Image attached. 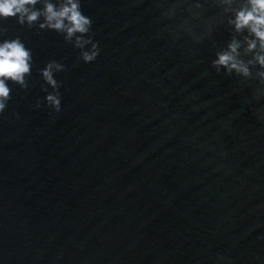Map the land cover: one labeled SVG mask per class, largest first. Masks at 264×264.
I'll return each mask as SVG.
<instances>
[{
  "label": "water",
  "instance_id": "obj_1",
  "mask_svg": "<svg viewBox=\"0 0 264 264\" xmlns=\"http://www.w3.org/2000/svg\"><path fill=\"white\" fill-rule=\"evenodd\" d=\"M243 3L81 0L89 63L0 19L33 54L0 114V264H264V69L213 64L233 38L253 59L228 22Z\"/></svg>",
  "mask_w": 264,
  "mask_h": 264
},
{
  "label": "clouds",
  "instance_id": "obj_2",
  "mask_svg": "<svg viewBox=\"0 0 264 264\" xmlns=\"http://www.w3.org/2000/svg\"><path fill=\"white\" fill-rule=\"evenodd\" d=\"M224 2L230 4L231 0ZM194 6L201 7L198 2ZM5 18H14L20 25L36 26L41 30L62 34L66 42L79 50V58L85 63L94 61L99 55L98 43L89 35L92 18L83 13L81 0H0V19ZM228 22L236 32L246 31L243 44L245 51L253 54V59H240L242 42L233 38L226 49L217 52L213 64L245 77L250 75L249 64L253 61L264 69V0H244ZM4 31L0 27V114L4 113L10 99L9 84L26 88V78L31 74L33 64L32 49L18 36L7 38L3 35ZM86 45L89 47L86 48ZM63 69L62 63L49 60L39 70L44 83L52 89L46 92L44 102L57 112L61 108V96L58 90L60 83L54 78V73ZM258 75L264 77V72Z\"/></svg>",
  "mask_w": 264,
  "mask_h": 264
}]
</instances>
